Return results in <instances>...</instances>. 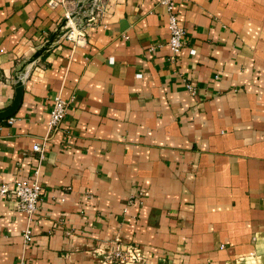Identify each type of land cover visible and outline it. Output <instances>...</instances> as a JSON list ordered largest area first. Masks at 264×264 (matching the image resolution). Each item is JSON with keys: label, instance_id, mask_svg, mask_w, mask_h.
Wrapping results in <instances>:
<instances>
[{"label": "crops", "instance_id": "obj_1", "mask_svg": "<svg viewBox=\"0 0 264 264\" xmlns=\"http://www.w3.org/2000/svg\"><path fill=\"white\" fill-rule=\"evenodd\" d=\"M98 2L30 64L79 2L0 0V112L24 85L0 185L42 187L31 225L0 198V264H103L118 244L143 264H264V0H176L178 55L159 0ZM56 96L67 116L34 152Z\"/></svg>", "mask_w": 264, "mask_h": 264}, {"label": "built area", "instance_id": "obj_2", "mask_svg": "<svg viewBox=\"0 0 264 264\" xmlns=\"http://www.w3.org/2000/svg\"><path fill=\"white\" fill-rule=\"evenodd\" d=\"M72 2H80L81 0H70ZM160 4L166 9L168 30L170 33L167 46L173 52L178 55L184 47V40L186 37V29L181 25L179 19V10L176 0H159ZM69 0H50L52 5L62 4L65 5ZM102 8L98 2L95 1L94 7L89 10H84V15L87 21H93L100 16ZM68 32L64 35L72 40L75 37L81 39L80 27L83 20L77 16L72 18V15L67 16ZM195 52H192L194 54ZM17 78L23 81V72L17 75ZM189 90H193L191 85L187 86ZM68 113V102L61 96H56L53 100L52 109L50 112V118L48 122V136L44 138L42 145H35L33 147L34 152H44L48 148L49 137L55 132L59 131L62 123L64 122ZM42 187L39 184L37 178L28 182H15L13 184H1L0 185V198L14 199L17 204V210L20 213L26 215L28 223L31 225L34 217L39 211V205L41 201ZM24 246L28 248L33 242V234L30 228H28L24 234ZM144 255L141 250L135 245H116L115 249L109 253L104 259L103 264H143ZM22 264H27L22 262Z\"/></svg>", "mask_w": 264, "mask_h": 264}, {"label": "water", "instance_id": "obj_3", "mask_svg": "<svg viewBox=\"0 0 264 264\" xmlns=\"http://www.w3.org/2000/svg\"><path fill=\"white\" fill-rule=\"evenodd\" d=\"M95 1L96 0H81L78 4L77 12H75L72 15V18L77 17L84 8H88L89 10H91L94 7ZM66 26H67V20H65L62 23V25L60 26L56 34H54L50 38V40L40 50L36 52V54L30 60L29 62L30 64L35 62L38 58H40L44 54V52L48 50L51 44L54 43L56 39L64 37V35L68 32V29L66 28ZM21 72H23V70H21ZM23 97H24V85H23V82L17 78L16 79V96H15L14 102L7 110L0 112V121L10 119L17 114V112L19 111L22 105Z\"/></svg>", "mask_w": 264, "mask_h": 264}]
</instances>
